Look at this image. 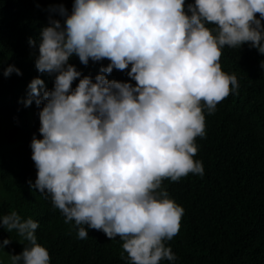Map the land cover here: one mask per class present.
I'll list each match as a JSON object with an SVG mask.
<instances>
[{"label": "clouds", "instance_id": "clouds-1", "mask_svg": "<svg viewBox=\"0 0 264 264\" xmlns=\"http://www.w3.org/2000/svg\"><path fill=\"white\" fill-rule=\"evenodd\" d=\"M48 11L61 19L50 15L28 40L38 46L36 70L54 78L51 90L33 78L22 101L39 109L42 137L30 143V188L50 198L66 224L74 221L79 239L88 229L118 237L129 264L176 260L165 241L179 233L184 209L162 183L203 176L194 157L204 110L214 113L239 87L222 70V49L248 43L264 55V0H73L70 12L62 3ZM74 56L84 66L109 63L93 78L69 63ZM114 69L135 84L109 80ZM12 73L22 75L14 65L3 70ZM0 227L28 242L11 264H50L37 222L12 211Z\"/></svg>", "mask_w": 264, "mask_h": 264}, {"label": "trees", "instance_id": "trees-1", "mask_svg": "<svg viewBox=\"0 0 264 264\" xmlns=\"http://www.w3.org/2000/svg\"><path fill=\"white\" fill-rule=\"evenodd\" d=\"M63 4L71 11L73 0H0V217L15 211L22 220L37 222V242L50 254V264H129L122 258V241L109 240L102 232L88 229V237L79 239L74 221L55 209L50 198L30 188L37 170L31 159L30 143L39 133V109L33 101L25 107L27 85L39 76L48 90L53 77L35 68L38 46H29L48 26L52 6ZM194 3V0H186ZM259 18V14H257ZM264 24V21H262ZM209 27H213L209 25ZM264 55L245 43L239 48L222 49V70L235 75L238 89L216 110H204L205 136L197 137L198 153L194 157L203 164L204 174H189L178 182L164 180L162 188L184 209L179 233L165 241L176 260L161 264H264ZM69 63L82 75L93 78L108 60L87 66L78 57ZM14 65L21 76H3V70ZM130 70V66H129ZM107 75V74H106ZM109 80L131 82L126 71L113 70ZM79 80L73 82L75 88ZM87 227V226H86ZM0 248L7 263L10 254H19L28 244L13 230L0 227Z\"/></svg>", "mask_w": 264, "mask_h": 264}, {"label": "rangeland", "instance_id": "rangeland-1", "mask_svg": "<svg viewBox=\"0 0 264 264\" xmlns=\"http://www.w3.org/2000/svg\"><path fill=\"white\" fill-rule=\"evenodd\" d=\"M1 256L3 257V262H4V263H7V257H6L5 255L0 254V257H1Z\"/></svg>", "mask_w": 264, "mask_h": 264}]
</instances>
